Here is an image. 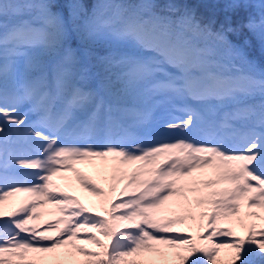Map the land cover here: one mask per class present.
Masks as SVG:
<instances>
[{
    "label": "snow or ice",
    "instance_id": "snow-or-ice-1",
    "mask_svg": "<svg viewBox=\"0 0 264 264\" xmlns=\"http://www.w3.org/2000/svg\"><path fill=\"white\" fill-rule=\"evenodd\" d=\"M211 12L187 0H0V264H224L221 248L228 264H264V69L249 55L254 40L264 54V0H211ZM23 102L37 121L25 125ZM169 108L186 119L167 129L193 135L151 140ZM110 156L143 162L128 177L135 194L93 213L53 190L70 169L105 197L74 161ZM207 168L215 179L193 175ZM20 192L28 201L5 211ZM188 192L207 206L196 236L183 227L197 219ZM49 202L61 215L41 227Z\"/></svg>",
    "mask_w": 264,
    "mask_h": 264
},
{
    "label": "rangeland",
    "instance_id": "rangeland-1",
    "mask_svg": "<svg viewBox=\"0 0 264 264\" xmlns=\"http://www.w3.org/2000/svg\"><path fill=\"white\" fill-rule=\"evenodd\" d=\"M252 2H258V0H252ZM256 9V8H255ZM257 10V9H256ZM11 103V100L8 101ZM31 104L28 102H23L19 105L18 110L22 113L21 118L25 119V125L29 122H35L38 120V116L35 112L31 111ZM27 113V116L23 114ZM181 119H186V114L179 110V108H169L165 111L158 113L156 121L153 124V135L150 137L151 140H174L176 138L183 137L185 135H193V133L186 132L185 130H169L166 127L167 122H175L179 123ZM25 125H21L23 128ZM9 131V126H4V134H7ZM259 131V129H257ZM241 133H238L239 136ZM198 139H206L203 135L195 137ZM232 144L234 146H240L241 141L237 139H233ZM161 160H164V157H160ZM75 168L78 169L85 176L90 177L94 180L100 187L105 190V197L97 196L95 193L89 191L82 184H80L79 180L76 179V173L70 169H62L57 175L53 176V190L57 193L67 192L71 195L77 196L82 203L86 206L90 207L95 213L96 211H101L102 209L99 207V202L102 199L107 200L109 203H106L104 207L110 208L111 203H119L120 200L126 199L129 195L135 194L136 191L140 189L139 185H132L131 187H127L128 177H130L131 173L138 169L140 165L143 163L141 161L130 162V163H120L118 160L113 157H109L106 161L101 160L100 158H90L87 160H79L76 159L74 161ZM200 179H215V171L212 168L207 169H198L193 174ZM121 176L124 178L121 179ZM67 178V179H65ZM145 175H141L138 179H145ZM229 186L227 183L222 182L220 185H215L214 187H225ZM205 192L209 191V189H205ZM30 197L29 193H15L12 196L8 197L4 204L5 211H10L15 207H19L28 201ZM187 197L192 201V211L196 215L197 219L195 221L188 220L183 227L192 232L194 236L198 234L200 231L199 224L202 222L200 218V212L202 211L201 205H197L195 203V198L191 194V192L187 193ZM178 199V197H171L169 202H166L164 207H168L170 202ZM75 206V205H73ZM256 211H260L262 213V217H264V209H254ZM37 211H41L44 214L40 218L39 224L41 227H46L48 221H52L57 219L61 214L56 210V205L52 202H49L44 205H40L37 208ZM120 210H118L119 212ZM107 214V213H105ZM254 218H248L246 223L253 222ZM254 222L260 226L264 224V219H255ZM62 226V225H61ZM223 227H232L237 235H246L247 229L241 227L238 223L232 224H224ZM51 234H55L54 230H50ZM207 235V233H205ZM102 239H106L101 237ZM78 242L85 243L89 247H95L94 245L87 244L85 238H78ZM219 242V240L217 241ZM203 243V241H201ZM231 249L229 248H221L220 255L230 254Z\"/></svg>",
    "mask_w": 264,
    "mask_h": 264
},
{
    "label": "trees",
    "instance_id": "trees-1",
    "mask_svg": "<svg viewBox=\"0 0 264 264\" xmlns=\"http://www.w3.org/2000/svg\"><path fill=\"white\" fill-rule=\"evenodd\" d=\"M155 2L162 4V3L168 2V0H155ZM187 2L189 4L197 7L199 14H202L206 17L211 16V14H212V12H211V0H187ZM249 11H251L253 14H255L258 10H256L255 8H251V9H249ZM249 55H250L251 59H254L256 61L258 68L264 69V54H261V52L259 50V44L255 40L253 41V47L250 50ZM191 194L193 195L194 198H196V196L199 195V193H193V192H191ZM206 208H207V206L204 205V206H201L200 209L203 211ZM178 211H181V210H178ZM259 227L264 228V224L260 225ZM218 259L220 261H223L224 264H228V261L230 259V254L219 255Z\"/></svg>",
    "mask_w": 264,
    "mask_h": 264
}]
</instances>
